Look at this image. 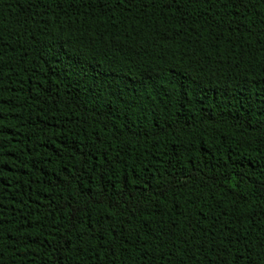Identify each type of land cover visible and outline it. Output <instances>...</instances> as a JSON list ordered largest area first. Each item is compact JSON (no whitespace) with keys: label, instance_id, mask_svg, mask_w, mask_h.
Segmentation results:
<instances>
[{"label":"trees","instance_id":"1","mask_svg":"<svg viewBox=\"0 0 264 264\" xmlns=\"http://www.w3.org/2000/svg\"><path fill=\"white\" fill-rule=\"evenodd\" d=\"M0 264H264V0H0Z\"/></svg>","mask_w":264,"mask_h":264}]
</instances>
